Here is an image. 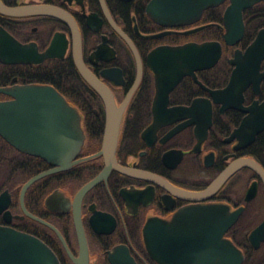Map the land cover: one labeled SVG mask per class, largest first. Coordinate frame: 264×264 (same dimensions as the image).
Wrapping results in <instances>:
<instances>
[{
	"label": "flooded vegetation",
	"instance_id": "af4514ba",
	"mask_svg": "<svg viewBox=\"0 0 264 264\" xmlns=\"http://www.w3.org/2000/svg\"><path fill=\"white\" fill-rule=\"evenodd\" d=\"M1 1L9 6L53 5L74 18L85 66L107 86L118 107L128 98L119 122L114 150L116 164L148 172L155 178L129 175L116 168L103 174L106 168V157L102 153L107 127L105 100L75 64L70 26L50 14L10 16L0 13V87L27 84L54 87L78 109L84 133L79 151L63 169L17 149L2 137L4 149L11 153L8 165L14 162L17 167L34 171L23 183L35 174L55 169L29 186L24 206L34 216L53 225L63 240L53 228L23 210L20 202L23 183L17 203L9 187L0 190L1 193L7 189L11 195L0 212V224L40 238L53 250L59 264H160L147 250L146 224L159 219L170 223L186 206L221 203L227 205L230 212L240 209L221 239L236 247L240 264H264V181L255 170L241 167L203 200L188 199L180 194L181 190L205 189L239 158H252L264 169V129L242 147H236L239 140L232 136L249 114L245 109L264 102V57L259 67L263 76L258 87L249 83L244 88L243 98L238 102L242 108H222L223 104L216 102L210 92L227 85L234 68L230 59L234 58L235 50L244 53L264 29V0L242 10L244 32L233 45L224 40L223 15L229 0L206 8L193 22L168 26L158 24L148 15L146 6L150 0H104L111 18L101 0ZM115 26L124 31L137 48L141 62L139 76L137 59ZM210 28H219L222 38L201 36ZM211 40L221 42L222 53L214 66L196 70L198 80L205 87L186 74L169 90L168 98L164 92L159 98L156 75L148 64L151 50L158 46ZM15 43L21 46L18 51L23 61L4 62L2 59L15 57L10 53L15 50ZM220 62L228 70L226 80L211 85V80L215 79L212 68ZM59 63L70 64L77 79L74 86L66 88L67 92L52 82ZM200 72L206 79L200 78ZM203 98L211 106V124L202 139L200 102ZM11 99L12 96L0 93V101ZM156 102L161 106L159 115L155 114ZM192 104L191 110L188 107ZM175 107L182 110L170 113ZM98 176V182L77 202V192ZM77 215L86 240L83 246L76 226ZM183 253L180 261L177 258H169V261L187 263L190 259ZM221 255L227 257V250Z\"/></svg>",
	"mask_w": 264,
	"mask_h": 264
},
{
	"label": "water",
	"instance_id": "95a60500",
	"mask_svg": "<svg viewBox=\"0 0 264 264\" xmlns=\"http://www.w3.org/2000/svg\"><path fill=\"white\" fill-rule=\"evenodd\" d=\"M225 0H150L146 6L148 15L161 25H179L193 22L200 18L202 12L217 6ZM230 4L224 11L223 24L225 27L224 40L228 45L235 44L243 35L244 22L242 10L251 7L261 0H229ZM101 3L109 16L105 1ZM0 13L10 16L32 14H50L62 19L68 24L73 34L74 61L80 74L102 95L105 100L107 127L103 142L102 153L106 157V174L111 168L144 178H155L148 172H140L116 164L114 150L117 142L119 122L123 108L113 99L111 91L84 64L81 56V38L74 18L64 9L53 5L9 6L0 0ZM110 17V16H109ZM111 18V17H110ZM128 43L137 59L138 76L141 74L139 53L128 35L115 26ZM7 38V36H5ZM56 38V36H55ZM65 44V43H64ZM10 52L15 57L2 59L4 62L23 61L19 57V43ZM222 53L221 42L217 40L203 42H188L175 46H158L148 54V64L156 75L157 94H167L186 75H192L202 84L196 70L214 66ZM264 57V29L242 53L235 50V56L230 59L234 65L227 85L220 89L210 90L213 99L223 104L222 108H242L238 102L243 98L244 88L252 83L258 87L260 78V61ZM208 89V88H207ZM0 93L12 96L11 100L0 101V136L8 140L17 149L28 154L42 157L59 168L69 166L72 157L79 151L84 133L80 126L79 111L67 102L65 97L54 87L46 84H27L10 87H0ZM130 95V94H129ZM202 126L201 138L206 136L211 124V106L206 99L201 100ZM194 104L188 108L192 110ZM160 104H154L155 114L159 115ZM181 107L170 109V113L181 111ZM239 126L234 129L242 147L253 141L255 135L264 129V102L253 105ZM249 133V135H247ZM243 166L255 170L264 181V169L252 158L244 157L234 160L203 190L196 192L182 191L185 198L203 200L213 194L221 184L235 171ZM49 169L30 177L20 188V202L23 210L34 219L53 228L63 240L60 232L51 224L34 216L24 206V195L31 184L42 176L53 172ZM102 174V175H103ZM100 176L84 185L76 194L78 202L85 192L98 182ZM167 185L168 182H166ZM11 198L8 190L0 193V212ZM79 207L76 206V209ZM240 209L230 212L229 207L221 203L197 204L182 208L170 223L161 219L153 223L150 220L145 228V242L151 257L160 264H240L241 257L236 247L229 241L221 239L226 228L237 218ZM7 213H10L7 211ZM79 214V212L77 213ZM9 220V219H8ZM81 245L86 242L79 215L75 217ZM168 228V229H167ZM225 242L227 246L223 243ZM227 250L226 255L221 252ZM217 251V253H216ZM190 259L187 263L170 262L169 258L179 261L184 256ZM181 253V254H180ZM0 264H59L53 250L40 238L12 227L0 224Z\"/></svg>",
	"mask_w": 264,
	"mask_h": 264
},
{
	"label": "trees",
	"instance_id": "16d2710c",
	"mask_svg": "<svg viewBox=\"0 0 264 264\" xmlns=\"http://www.w3.org/2000/svg\"><path fill=\"white\" fill-rule=\"evenodd\" d=\"M207 18V17H206ZM208 19V18H207ZM201 36L212 37L220 39L222 38L221 30L219 28H210L207 31L203 32ZM70 64L65 63L61 65L60 63L57 66L56 75L52 81L58 86L59 89L66 91V88L69 86H74L77 83L75 74L72 71ZM50 73V72H49ZM212 73L214 74L215 79L211 80V85L216 82L219 84L225 82L228 70L223 63L217 64L212 68ZM50 75V74H49ZM200 78H205L203 73L200 72ZM206 79V78H205ZM204 79V80H205ZM208 82L207 80H205ZM215 84V83H214ZM216 85V84H215ZM263 136V135H262ZM261 140V139H260ZM262 142V141H261ZM11 153H7L4 149V141L0 136V176L2 183L0 184V190L4 187H9L12 190L15 198V202L18 200L19 187L34 171L29 167H17L12 162L8 165L7 158ZM30 191H27L29 195Z\"/></svg>",
	"mask_w": 264,
	"mask_h": 264
},
{
	"label": "rangeland",
	"instance_id": "374dc122",
	"mask_svg": "<svg viewBox=\"0 0 264 264\" xmlns=\"http://www.w3.org/2000/svg\"><path fill=\"white\" fill-rule=\"evenodd\" d=\"M1 179H2V178H1V176H0V184L2 183Z\"/></svg>",
	"mask_w": 264,
	"mask_h": 264
}]
</instances>
